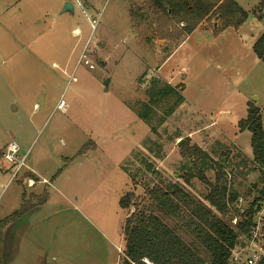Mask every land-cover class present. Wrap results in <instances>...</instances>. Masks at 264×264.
Listing matches in <instances>:
<instances>
[{
	"label": "rangeland",
	"instance_id": "rangeland-1",
	"mask_svg": "<svg viewBox=\"0 0 264 264\" xmlns=\"http://www.w3.org/2000/svg\"><path fill=\"white\" fill-rule=\"evenodd\" d=\"M202 1L215 6L186 35L184 16L166 14L165 0L159 8L152 0H0V219L19 209L22 193L33 204L46 195L5 229L3 264H120L133 209L121 210L119 199L133 192L143 201L154 186L199 171L212 184L221 172L236 196L220 216L233 229L260 198L251 135L237 123L250 103L264 131V63L252 50L264 0H232L247 18L223 31L217 7L229 0ZM67 3L72 12H62ZM188 134L213 159H183L178 143ZM11 142L23 159L13 177L4 159ZM190 183L198 199L208 193L198 177ZM260 205L253 237L239 236L231 264L264 259Z\"/></svg>",
	"mask_w": 264,
	"mask_h": 264
},
{
	"label": "trees",
	"instance_id": "trees-1",
	"mask_svg": "<svg viewBox=\"0 0 264 264\" xmlns=\"http://www.w3.org/2000/svg\"><path fill=\"white\" fill-rule=\"evenodd\" d=\"M160 1L162 0H152V3L159 8ZM165 1L169 6L166 11L163 9L166 14L173 17L184 16L181 21L187 22L184 28L186 35H190L215 6L202 0ZM220 1L216 0V4ZM217 12L222 19L220 31L237 27L247 18L245 12L232 0L222 2L217 7ZM252 50L256 58L264 63V32L254 43ZM247 107L246 117L237 123V128L239 132L250 133L252 162L260 170L264 182L261 112L250 103ZM178 147L180 156L191 164L211 159L197 145L190 144L189 138L182 139ZM86 150L87 147L84 146L79 153ZM194 177H198L208 187V193L202 199L195 197L186 188L191 187L190 181ZM179 179L183 184L176 182L154 186L143 201H139L133 192L125 193L119 199L118 206L121 210L133 209L123 223L124 249L120 264H231L232 251L237 247L239 236L249 238L254 227L255 213L260 211V203H264V186L260 198L241 213L233 229L220 218L227 215L229 206L236 201V196L224 186L221 172L217 173L213 184L205 180L201 171L197 175H185ZM21 200L19 209L0 219V264H3L5 229L30 210L43 205L46 195L39 197L35 204L25 203V193H22ZM258 264H264V259Z\"/></svg>",
	"mask_w": 264,
	"mask_h": 264
},
{
	"label": "built area",
	"instance_id": "built-area-1",
	"mask_svg": "<svg viewBox=\"0 0 264 264\" xmlns=\"http://www.w3.org/2000/svg\"><path fill=\"white\" fill-rule=\"evenodd\" d=\"M18 152H19V148L14 142L8 143L5 147L4 159L11 165L15 166V171L12 177L21 169L22 164H23V159L17 158ZM32 185H33V181L29 180L27 182V187H32ZM236 223L237 221L235 222V225ZM255 226L256 224L254 223V227ZM254 231H255V228L254 229L252 228L249 238L253 237ZM261 259L263 258H260V256L253 253L249 258L246 259V264H258Z\"/></svg>",
	"mask_w": 264,
	"mask_h": 264
},
{
	"label": "crops",
	"instance_id": "crops-1",
	"mask_svg": "<svg viewBox=\"0 0 264 264\" xmlns=\"http://www.w3.org/2000/svg\"><path fill=\"white\" fill-rule=\"evenodd\" d=\"M179 106H180V108H181V107H184V104H180ZM179 106H178V107H179ZM186 137L189 138V139H191V141L195 143V141H194L193 138L190 136V134L186 135ZM180 139H181V138H177V142H178ZM195 145H197V144L195 143ZM199 147H200V146H199ZM235 147H236V146H235ZM237 148H238L240 151L244 150V149H241L240 147H237ZM200 149H202V151H204V152L206 151L205 148H204V146L201 147ZM206 153H207V151H206ZM242 153H244V151H243ZM207 154H208V153H207ZM208 155H209V154H208ZM244 155L246 156V153H244ZM209 156H210V155H209ZM210 158H212V157L210 156ZM212 159H213V158H212ZM160 160H162V159H160ZM31 212H32V211H31ZM31 212H30V213H31ZM28 214H29V212H28L26 215H28ZM26 215H24L22 218H20L18 221H16L15 223H13V224H11V225L21 223V222L23 221V219L25 218Z\"/></svg>",
	"mask_w": 264,
	"mask_h": 264
},
{
	"label": "water",
	"instance_id": "water-1",
	"mask_svg": "<svg viewBox=\"0 0 264 264\" xmlns=\"http://www.w3.org/2000/svg\"><path fill=\"white\" fill-rule=\"evenodd\" d=\"M72 9H73L72 5L67 3L64 5L62 12H72Z\"/></svg>",
	"mask_w": 264,
	"mask_h": 264
},
{
	"label": "flooded vegetation",
	"instance_id": "flooded-vegetation-1",
	"mask_svg": "<svg viewBox=\"0 0 264 264\" xmlns=\"http://www.w3.org/2000/svg\"><path fill=\"white\" fill-rule=\"evenodd\" d=\"M78 5V4H77ZM73 7V6H72ZM72 11H73V9H72Z\"/></svg>",
	"mask_w": 264,
	"mask_h": 264
}]
</instances>
